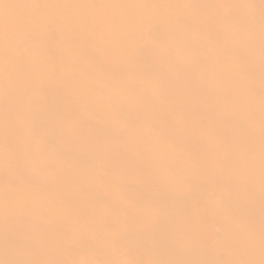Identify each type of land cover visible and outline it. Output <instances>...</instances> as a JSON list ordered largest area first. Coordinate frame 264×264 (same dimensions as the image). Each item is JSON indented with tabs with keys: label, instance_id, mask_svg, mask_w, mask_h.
Returning a JSON list of instances; mask_svg holds the SVG:
<instances>
[{
	"label": "bare ground",
	"instance_id": "1",
	"mask_svg": "<svg viewBox=\"0 0 264 264\" xmlns=\"http://www.w3.org/2000/svg\"><path fill=\"white\" fill-rule=\"evenodd\" d=\"M0 264H264V0H0Z\"/></svg>",
	"mask_w": 264,
	"mask_h": 264
}]
</instances>
